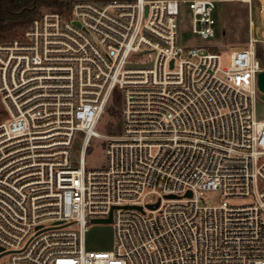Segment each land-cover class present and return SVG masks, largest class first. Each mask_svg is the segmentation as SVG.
I'll return each instance as SVG.
<instances>
[{
	"label": "built area",
	"instance_id": "built-area-1",
	"mask_svg": "<svg viewBox=\"0 0 264 264\" xmlns=\"http://www.w3.org/2000/svg\"><path fill=\"white\" fill-rule=\"evenodd\" d=\"M185 4L203 41L186 48ZM217 7L77 0L0 42V264H264V68L254 36L223 64ZM117 92L119 130L105 135ZM93 137L107 164L88 169ZM209 190L222 200L206 203ZM111 211L113 249H88Z\"/></svg>",
	"mask_w": 264,
	"mask_h": 264
},
{
	"label": "rangeland",
	"instance_id": "rangeland-1",
	"mask_svg": "<svg viewBox=\"0 0 264 264\" xmlns=\"http://www.w3.org/2000/svg\"><path fill=\"white\" fill-rule=\"evenodd\" d=\"M65 7H71L77 0H63ZM103 4L109 0H90ZM32 12L28 16L10 21L12 25L6 35L0 38V42L6 41L21 33L30 22L28 17L35 18L48 11H54L43 3H34L31 6ZM57 11V10H55ZM218 20L217 35L213 41V48L223 51V64L227 66L229 55L233 50L243 48L251 36L258 38L257 51L261 55L260 60L264 68V0H218V7L215 13ZM28 19V20H27ZM26 20V21H25ZM253 21V25L251 23ZM178 41L182 47L203 43V41L192 32L191 10L188 5H182L178 15ZM147 59V55L141 60ZM123 106V97L117 92L112 98L101 118L97 129L105 134L112 135L119 130V115ZM0 103V117H1ZM257 116L264 119V92H258L256 101ZM81 142L78 139L73 145V153L77 157ZM92 150L86 153V165L88 169L104 167L107 164L105 141L99 137L91 140ZM230 203L244 204L250 201L247 197L227 198ZM222 200L218 191L209 190L205 192V202L208 204L217 203ZM115 232L112 223H93L89 226L86 235V245L93 250H111L114 247Z\"/></svg>",
	"mask_w": 264,
	"mask_h": 264
},
{
	"label": "trees",
	"instance_id": "trees-1",
	"mask_svg": "<svg viewBox=\"0 0 264 264\" xmlns=\"http://www.w3.org/2000/svg\"><path fill=\"white\" fill-rule=\"evenodd\" d=\"M34 3L46 4L54 11L65 12L70 8L65 7L66 3L63 0H0V38L11 28L10 21L28 16L32 12L31 6ZM28 19L31 22L34 18L29 16ZM258 56L261 57V55Z\"/></svg>",
	"mask_w": 264,
	"mask_h": 264
},
{
	"label": "water",
	"instance_id": "water-1",
	"mask_svg": "<svg viewBox=\"0 0 264 264\" xmlns=\"http://www.w3.org/2000/svg\"><path fill=\"white\" fill-rule=\"evenodd\" d=\"M148 10V5H146V12ZM257 85L260 92H264V69H262L257 76ZM188 195H191V191H188ZM168 197H174L175 195L169 194ZM159 205V201L153 204H149L148 206L150 208H156ZM126 207H135L138 209H142L140 205H124ZM114 208V207H113ZM92 222L95 223H110L112 222V211L110 212V215L106 218H94L92 219Z\"/></svg>",
	"mask_w": 264,
	"mask_h": 264
}]
</instances>
